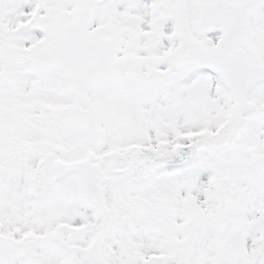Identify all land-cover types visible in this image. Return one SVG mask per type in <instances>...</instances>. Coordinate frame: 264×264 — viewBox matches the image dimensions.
Segmentation results:
<instances>
[{
  "label": "snow or ice",
  "instance_id": "snow-or-ice-1",
  "mask_svg": "<svg viewBox=\"0 0 264 264\" xmlns=\"http://www.w3.org/2000/svg\"><path fill=\"white\" fill-rule=\"evenodd\" d=\"M0 264H264V0H0Z\"/></svg>",
  "mask_w": 264,
  "mask_h": 264
}]
</instances>
